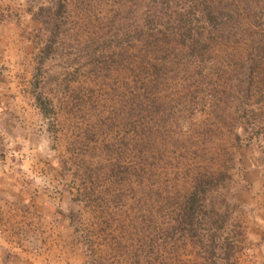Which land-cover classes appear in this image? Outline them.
Listing matches in <instances>:
<instances>
[{"label": "rangeland", "instance_id": "rangeland-1", "mask_svg": "<svg viewBox=\"0 0 264 264\" xmlns=\"http://www.w3.org/2000/svg\"><path fill=\"white\" fill-rule=\"evenodd\" d=\"M50 1L0 0V78L45 104L15 116L44 123L70 195L42 264H264V93L231 70L245 42L209 32L198 0H61L56 18Z\"/></svg>", "mask_w": 264, "mask_h": 264}, {"label": "crops", "instance_id": "crops-1", "mask_svg": "<svg viewBox=\"0 0 264 264\" xmlns=\"http://www.w3.org/2000/svg\"><path fill=\"white\" fill-rule=\"evenodd\" d=\"M6 76L0 78V127L11 130L7 142L18 147L13 156L0 154V257L13 258L11 264H42L49 262L56 233L67 224L63 213L70 195L56 184L59 178L54 158L47 153L50 133L44 123L34 133L31 126L36 122L16 119L19 112L40 115L38 106L27 99L28 90L15 89Z\"/></svg>", "mask_w": 264, "mask_h": 264}, {"label": "trees", "instance_id": "trees-1", "mask_svg": "<svg viewBox=\"0 0 264 264\" xmlns=\"http://www.w3.org/2000/svg\"><path fill=\"white\" fill-rule=\"evenodd\" d=\"M50 3L56 18L64 9L61 0ZM196 12L209 32L233 34L239 42H245L244 56L231 70L242 76L240 89L244 96L264 93V0H198ZM44 105L38 104L45 115ZM260 125L264 132V121Z\"/></svg>", "mask_w": 264, "mask_h": 264}]
</instances>
